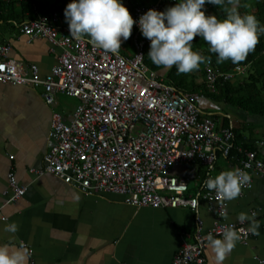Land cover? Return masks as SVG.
I'll list each match as a JSON object with an SVG mask.
<instances>
[{
	"label": "built area",
	"instance_id": "2783aa9c",
	"mask_svg": "<svg viewBox=\"0 0 264 264\" xmlns=\"http://www.w3.org/2000/svg\"><path fill=\"white\" fill-rule=\"evenodd\" d=\"M177 2L157 0L138 5L131 15L138 21L149 9L164 11ZM34 11L35 17L22 22L19 30L31 39L42 37L60 48L57 64L43 76L37 65L24 67L9 58L11 46L0 43V84L40 88L48 105L56 103L58 94L73 97L78 103L70 121L52 111L50 149L44 165L30 172L36 177H60L85 194L121 195L134 207L190 208L197 212L200 201L216 204V221L206 229L197 215L192 239L182 242L173 264H207L208 235L222 239L228 227L248 245L255 235L248 231L246 222L221 216L222 211L227 213L228 204L204 187L209 175L198 194L189 192L187 179L171 175V169L181 164L200 163L212 168L219 152L228 157L234 147L232 127L218 129L212 117L201 115L203 95L165 84L146 64L151 42L142 36L138 24L133 26L134 52L127 56L106 53L85 39L65 34L59 28L57 11L41 14L37 3ZM248 69L237 66L224 72L208 60L206 85L216 92L218 83L243 78ZM237 169L250 177L242 193L252 188L255 176H264V161L258 152L245 150ZM8 180L12 201L26 194L28 186L19 183L13 172ZM29 254L30 264H36L32 249Z\"/></svg>",
	"mask_w": 264,
	"mask_h": 264
},
{
	"label": "crops",
	"instance_id": "0c3cea01",
	"mask_svg": "<svg viewBox=\"0 0 264 264\" xmlns=\"http://www.w3.org/2000/svg\"><path fill=\"white\" fill-rule=\"evenodd\" d=\"M57 8L59 28L71 36L64 10L72 0H31ZM157 0H123L130 13L138 5ZM256 0H238L237 11L254 8ZM18 5V4H17ZM232 5L206 3V15L226 17ZM20 23L0 21V43L9 44V58L24 67L37 65L43 76L57 64L60 48L49 40L31 39L20 32V24L30 20L26 13ZM72 37V36H71ZM82 39L89 41V37ZM130 56L132 40L123 41L119 51ZM197 83L206 85L198 74ZM203 95L199 104L202 116L212 117L218 129L232 127L242 136L243 144L254 147L264 161V115L250 113L223 98ZM70 96L58 94L54 105H48L40 88L31 85L0 84V245L10 251L23 247L36 264H173L184 240L190 241L199 215L208 229L217 219L216 204L200 201L197 212L190 208L134 207L124 197L110 193L85 194L60 177L45 174L36 177L31 169L41 168L50 149L48 139L52 111L57 110L67 121L78 103ZM263 143V144H261ZM13 157V159H11ZM239 160L218 153L216 163L208 168L200 163L175 166L171 175L187 179L189 192H201L204 179L222 171L237 169ZM13 172L19 183L28 186L26 194L12 201L8 174ZM227 220L239 221L242 212L257 213L259 235L248 245L239 239L223 264H264V176H255L253 186L232 201H227ZM15 222L16 233L5 231ZM249 227V223L246 222ZM207 264H215L214 253L206 248ZM263 261V263L261 262Z\"/></svg>",
	"mask_w": 264,
	"mask_h": 264
},
{
	"label": "clouds",
	"instance_id": "9594fccd",
	"mask_svg": "<svg viewBox=\"0 0 264 264\" xmlns=\"http://www.w3.org/2000/svg\"><path fill=\"white\" fill-rule=\"evenodd\" d=\"M206 3L232 7L226 9V18L219 19L216 15H206L203 10ZM237 3L238 0H178L164 11L149 9L137 21L123 0H72L64 15L73 38L87 36L94 48L112 54L119 53L122 42L130 38L134 24H138L142 36L151 42L148 53L151 62L163 69L175 66L177 74H187L205 62V57L193 51L192 41L197 36L217 55L218 64L227 60L239 64L255 49L260 35L264 34V25L254 15H241ZM249 181V175L241 169L222 171L215 177L210 172L204 187L215 191L218 198L232 201ZM221 216L228 218L226 211ZM256 216L255 212L251 215L242 212L237 219L241 224L248 222V231L259 235L260 222ZM5 231L16 233L18 225L15 222L6 225ZM239 239V233L232 227L223 232L222 239L208 235L215 264H223ZM28 260L22 246L10 251L0 245V264H28Z\"/></svg>",
	"mask_w": 264,
	"mask_h": 264
},
{
	"label": "trees",
	"instance_id": "16d2710c",
	"mask_svg": "<svg viewBox=\"0 0 264 264\" xmlns=\"http://www.w3.org/2000/svg\"><path fill=\"white\" fill-rule=\"evenodd\" d=\"M255 2L254 8L256 11L245 8L242 15H254L260 21L261 25H264V0H256ZM35 4L36 2L31 0H0V21L2 20L7 23L8 20H13L14 22L20 23L22 20L19 19H22L21 17L26 13H30L31 18H34ZM37 5L38 11L41 14H50L53 11L58 10V7H48L43 5V3ZM224 18L226 17L224 16ZM134 34L135 28L133 27L132 35L129 40H132ZM192 43L193 51H198L203 57H205V62L200 65L198 70H194L187 74H177L175 66L170 69H163L155 66L148 57L150 45L146 49V64L159 74L165 84L173 85L182 91L198 92L202 89L208 95L223 98L227 102L235 104L239 108L250 113L264 115V34L260 35L259 42L255 49L239 64H233L230 60L218 64L217 55L208 50V45L200 36L195 37ZM209 58L221 71L224 72L230 71L237 66H249L248 74L243 78L234 79L228 82H220L217 85L216 92H212L207 85H199L197 83L198 74L204 76L206 79L205 63ZM233 131L235 134L234 147L228 158L236 157L240 160L243 157L245 150H254V147L244 145L241 137L242 135L234 129Z\"/></svg>",
	"mask_w": 264,
	"mask_h": 264
},
{
	"label": "rangeland",
	"instance_id": "374dc122",
	"mask_svg": "<svg viewBox=\"0 0 264 264\" xmlns=\"http://www.w3.org/2000/svg\"><path fill=\"white\" fill-rule=\"evenodd\" d=\"M74 100V98H71V101H73Z\"/></svg>",
	"mask_w": 264,
	"mask_h": 264
}]
</instances>
